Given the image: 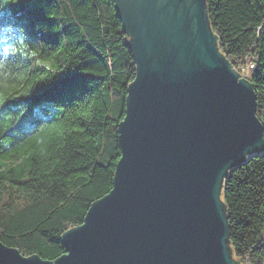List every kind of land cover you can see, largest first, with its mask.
<instances>
[{
    "label": "trees",
    "instance_id": "16d2710c",
    "mask_svg": "<svg viewBox=\"0 0 264 264\" xmlns=\"http://www.w3.org/2000/svg\"><path fill=\"white\" fill-rule=\"evenodd\" d=\"M219 51L249 82L264 127V0H205ZM113 0H0V241L54 260L108 193L135 77ZM223 183L228 246L264 264V148Z\"/></svg>",
    "mask_w": 264,
    "mask_h": 264
},
{
    "label": "water",
    "instance_id": "95a60500",
    "mask_svg": "<svg viewBox=\"0 0 264 264\" xmlns=\"http://www.w3.org/2000/svg\"><path fill=\"white\" fill-rule=\"evenodd\" d=\"M135 77L108 193L54 260L0 241V264H248L231 256L230 167L264 148L253 85L219 51L205 0H113ZM264 237V235H263Z\"/></svg>",
    "mask_w": 264,
    "mask_h": 264
},
{
    "label": "built area",
    "instance_id": "2783aa9c",
    "mask_svg": "<svg viewBox=\"0 0 264 264\" xmlns=\"http://www.w3.org/2000/svg\"><path fill=\"white\" fill-rule=\"evenodd\" d=\"M250 54L245 56V63L243 65L235 66L233 67L240 73V75L247 79V74L250 73Z\"/></svg>",
    "mask_w": 264,
    "mask_h": 264
},
{
    "label": "rangeland",
    "instance_id": "374dc122",
    "mask_svg": "<svg viewBox=\"0 0 264 264\" xmlns=\"http://www.w3.org/2000/svg\"><path fill=\"white\" fill-rule=\"evenodd\" d=\"M253 56V54H250ZM255 68V64L250 60V72ZM250 74V73H249ZM249 74H247V79H248V76Z\"/></svg>",
    "mask_w": 264,
    "mask_h": 264
},
{
    "label": "bare ground",
    "instance_id": "6f19581e",
    "mask_svg": "<svg viewBox=\"0 0 264 264\" xmlns=\"http://www.w3.org/2000/svg\"><path fill=\"white\" fill-rule=\"evenodd\" d=\"M249 77V76H248Z\"/></svg>",
    "mask_w": 264,
    "mask_h": 264
}]
</instances>
